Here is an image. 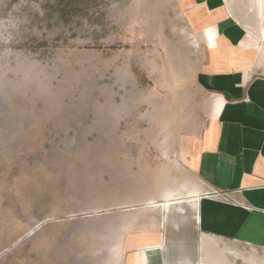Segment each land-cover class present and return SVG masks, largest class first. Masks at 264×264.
I'll return each mask as SVG.
<instances>
[{
    "label": "rangeland",
    "instance_id": "374dc122",
    "mask_svg": "<svg viewBox=\"0 0 264 264\" xmlns=\"http://www.w3.org/2000/svg\"><path fill=\"white\" fill-rule=\"evenodd\" d=\"M193 14L186 0H0V241L9 217L106 222L138 180L131 144L199 137Z\"/></svg>",
    "mask_w": 264,
    "mask_h": 264
},
{
    "label": "crops",
    "instance_id": "0c3cea01",
    "mask_svg": "<svg viewBox=\"0 0 264 264\" xmlns=\"http://www.w3.org/2000/svg\"><path fill=\"white\" fill-rule=\"evenodd\" d=\"M186 1L199 137L124 149L138 180L106 222L9 217L0 264H264V0Z\"/></svg>",
    "mask_w": 264,
    "mask_h": 264
}]
</instances>
